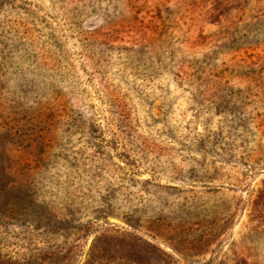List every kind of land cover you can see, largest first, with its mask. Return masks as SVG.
Returning a JSON list of instances; mask_svg holds the SVG:
<instances>
[{"label": "rangeland", "instance_id": "1", "mask_svg": "<svg viewBox=\"0 0 264 264\" xmlns=\"http://www.w3.org/2000/svg\"><path fill=\"white\" fill-rule=\"evenodd\" d=\"M0 264H264V0H0Z\"/></svg>", "mask_w": 264, "mask_h": 264}, {"label": "trees", "instance_id": "2", "mask_svg": "<svg viewBox=\"0 0 264 264\" xmlns=\"http://www.w3.org/2000/svg\"><path fill=\"white\" fill-rule=\"evenodd\" d=\"M165 255V254H164Z\"/></svg>", "mask_w": 264, "mask_h": 264}]
</instances>
